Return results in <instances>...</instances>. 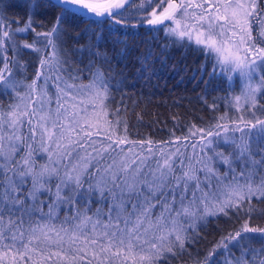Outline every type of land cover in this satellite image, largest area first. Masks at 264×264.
<instances>
[{
  "label": "snow or ice",
  "instance_id": "6c2138e0",
  "mask_svg": "<svg viewBox=\"0 0 264 264\" xmlns=\"http://www.w3.org/2000/svg\"><path fill=\"white\" fill-rule=\"evenodd\" d=\"M126 2H130V0H108L106 5L100 6L85 3V0H52V6L61 9L53 28L48 32H37L36 39L31 44H23L22 48L40 52V49L36 48L35 45L40 39H46V47L51 46L53 52L51 56H46L41 60V68L44 69L46 65H51L52 60L55 59L56 42L61 32L60 25L67 16L81 15L86 11L89 15L111 19L113 23L119 25L128 19L123 14ZM151 2H155V0H150L148 6ZM0 5L3 8L8 7L7 4L3 3V0H0ZM162 6L163 0L158 7ZM27 7L29 9L28 22L23 28L16 29L17 33L35 31L33 27L35 21L32 17L35 14L37 4L33 2ZM196 7L203 8L205 6L196 5ZM212 7L211 4L207 5L209 9ZM236 7L245 9V15L249 18L255 15L257 11L256 0H252L251 12L247 11L245 4H238ZM192 8L193 5L188 0H180L179 3L176 0H169L168 6L159 16L155 15L154 10V18L148 20V25L156 26L165 20H175L177 26L168 29L166 35L175 36L181 41L187 38L190 43L194 41L197 46L203 45L206 54L215 53L216 64L213 66V74H215V68L218 65L221 74H225L231 69L233 72H239L242 77L251 80L252 73L257 68L258 63L264 66V48H258L255 52L252 51L251 47L245 48L246 55L241 57L238 51H232L228 41L223 40L226 35L224 26L229 24L227 16L218 14L213 16L211 12L189 16L188 13ZM139 10H145V6L142 5ZM0 13H2V9H0ZM237 14L235 11L232 13L233 17ZM177 17L180 19H176ZM4 19L5 17L0 14V52H6L4 46L14 35L10 29L5 30L8 25L3 22ZM143 19L146 18H141V22ZM182 21H190L191 27ZM218 27L220 31H217ZM241 42L249 45L253 43L250 31L247 41L242 38ZM13 51L15 52L16 49L13 48ZM248 54H251L253 58L248 59ZM0 59H3V67L0 68V84L7 88L17 87L10 82L12 68L9 67L10 64L15 65L17 63L15 56L9 59L5 55ZM58 64L59 61L53 66V70L61 71ZM40 75L42 72L37 73L38 77ZM56 79L59 80L60 77L57 76ZM28 87L34 91L36 82L34 81ZM71 87L69 86V88ZM80 87L88 89L94 101L99 100L101 102V111L104 112L105 117L110 115L106 111L104 103L108 98L110 84L102 72H95L91 83ZM261 88H264V84L253 87L249 83L246 85L242 96L235 98L236 104L239 106L242 100L245 104L248 101H252L254 104L256 93L261 91ZM93 106L95 107V105ZM33 110H35V105H33ZM62 110H64L63 105L57 109V113L59 114ZM72 115L75 116L78 113ZM115 115L119 116V110ZM22 116L28 117L27 123L30 131L27 135L20 130L24 126ZM220 119L223 120L224 117ZM68 120L67 126L57 121L49 128L47 117L42 116L40 121L33 125L32 115L28 112L21 114V116H17L15 112H10L7 119L0 114V264L4 258L12 253L18 255L20 259H31L28 255L30 252L39 251L43 253L42 248L34 247L40 245L42 241H46L49 246L53 243L61 246L63 244V237L60 236L59 232H56L58 239L52 241V229L47 231L41 229V236L36 234V227H31L30 230L24 228V215L26 214L24 205L26 201L21 199L20 195L21 187L28 177H31L33 181L32 190L29 192V197L33 200L43 190L51 192V188L45 189L46 183L53 178L59 180L56 185V200L50 206L49 215H51L53 208L65 202L69 204L76 202L75 194H83L84 177L91 173L93 164H102L106 157L112 153L122 152L124 147L130 143L126 137L116 136L113 139L115 133L118 132L119 120L114 123L105 120L109 132L108 142L106 144L100 142L99 145L93 140V137H99L102 131L99 121L93 123L86 119L78 121L68 118ZM18 124L20 128H17ZM93 128H95V132L91 130ZM214 128L215 131L209 130L206 134L204 129L198 130L202 148L199 154L195 153L196 145H193V157H186L179 152L174 153L173 156L164 157L163 163L158 162L156 169L150 170L148 173L143 172V165H141L131 178L128 177L127 174L140 161H134L131 165L124 164L123 168L117 171H113V168L116 167L115 161L107 169L98 168L97 174L101 171L105 175L111 172L110 181L102 180L97 185L102 198L105 190L112 194L113 202L108 207L109 222L103 225V232H99L98 230L101 228L100 218L103 215L101 210H97L98 219L96 221H93L92 217L84 216L75 226L74 235L71 237L73 243L83 235L84 243L93 249V258L97 260V264H113L121 256L127 260L129 254L136 253L138 249L143 253L139 257L141 264H153L154 256L160 253L165 243L171 240L173 235L175 236L173 243L178 242L183 248L188 228H191L193 224H189L188 228H185L181 221L191 220L195 222L217 214L227 215L228 210L233 208L239 212L244 204L250 203L252 197L257 194H259V198L264 199V181L255 185L254 178H246L243 173L239 178L233 177L236 183L222 184L221 182L226 177L216 174L215 156H206L203 151V149L211 151V146L221 137L225 143H236L234 139L229 140V132L234 134L235 131H238L241 134V141H244L245 134L248 137L246 142L237 144L240 157L243 158L246 154H250L253 137L258 140L264 139V119L246 122L242 127L240 124H236L234 129L221 124L215 125ZM37 129L40 131L37 132ZM5 131H7V135L4 134ZM57 131L60 132L58 139L56 138ZM29 138L31 143H28ZM187 139L185 137V141ZM22 146L26 147L27 150L25 155L17 161L15 157L22 150ZM89 148L91 151H88ZM38 151L45 152L49 157V163L40 167L39 170H37L38 166L35 163ZM79 152L85 154L79 157L75 165L68 167L72 163L73 157L77 156ZM217 155L222 156V154ZM174 157L180 159L179 166L176 165ZM185 160H187V164H185ZM224 162L230 164L227 158H224ZM254 164H264V159L254 162ZM60 165H63V169ZM201 173L203 179H201ZM214 179L217 181L215 185L212 183ZM239 179H245V183H239ZM68 188H72L74 194L65 197L63 192ZM92 189L93 185L90 184L88 191L91 192ZM117 190H119V203L116 202L118 199ZM129 204L131 205L130 210L127 208ZM156 208H160V213L153 219ZM125 211L127 215L121 217L120 213ZM17 212L21 214L19 218H15ZM114 212L116 213L115 217H113ZM121 222L123 227H121ZM89 224L92 226L90 233ZM63 231L67 233L70 230L64 229ZM150 232L152 233L151 238L148 235ZM255 232L264 234V229L249 227L248 223L245 222L243 228L234 235L230 234L229 237L221 239L220 243L206 257L205 264H211L210 258L216 253L217 248L223 246L227 250L229 242L245 239L246 233ZM97 248L98 251H96ZM61 251H63L62 247ZM167 251H172V248L168 247ZM242 255H246V252ZM51 256H60V253H51L48 259H51ZM61 258L66 259V257ZM83 258L80 256V259ZM235 264H241V261L238 259Z\"/></svg>",
  "mask_w": 264,
  "mask_h": 264
},
{
  "label": "trees",
  "instance_id": "16d2710c",
  "mask_svg": "<svg viewBox=\"0 0 264 264\" xmlns=\"http://www.w3.org/2000/svg\"><path fill=\"white\" fill-rule=\"evenodd\" d=\"M158 1L155 0V3ZM33 2L37 4L32 17L35 21L33 24L35 31L17 33L16 29L23 28L28 22L27 5ZM149 2L143 5L141 0H131L123 13L128 19L119 25L113 23L111 19L83 15L67 16L61 22V32L55 51L62 72L74 82L85 80L97 71L104 74L110 84L108 98L104 102L106 111L110 113L106 120L113 123L120 121L118 132L113 137L127 138L135 154L144 159V173L151 170L149 166L155 165V157L176 146V142L185 137H192L191 134L196 129L212 130L213 126L229 121L230 113L234 111L232 101L240 90L236 74H221L217 67L213 74L216 59L212 54H206L201 46L186 40H174L173 37L164 34L160 26L146 25L144 19L141 22V18H145L149 8L154 5V2H151L148 6ZM3 3L8 5L7 8L0 5L2 9L0 14L5 17L3 22L8 25L5 30L10 29L14 35L5 44L6 52H0V57L6 55L11 59L15 56L17 63L9 65L12 68V76L27 80L36 70L39 54L47 55L51 47H46L45 39H40L35 45L40 52L22 48V45L31 44L36 39L37 32L50 31L61 9L52 6V0H3ZM142 5L145 6V10H139ZM13 48L16 49L15 52ZM2 67L3 59H0V68ZM262 72L264 80V71ZM13 100L11 89L0 84V108ZM256 101L257 104L264 102V88L257 93ZM117 110L118 117L115 115ZM221 117L224 119L221 120ZM105 129L109 135L107 124ZM261 144L257 140L252 142L250 155L260 152V149L264 148ZM23 150L22 146V150L15 157L16 160ZM43 157L37 152L35 163L41 164ZM113 160L115 155L112 153L102 164H95V170L92 169L91 173L84 177L83 194H75L76 202L71 204L65 202L53 208L51 215L50 206L56 200V185L59 180L53 178L46 183L45 189L51 188V192L43 190L33 200L29 197L33 181L28 177L21 187L20 195V198L26 201L24 228L40 227L42 223H46L55 231L61 229L74 231L84 216L92 217L93 221H96L99 209L103 215L98 231L103 232V225L109 222L108 207L113 199L107 190L102 198L97 185L102 180L110 181L111 173L105 175L101 171L97 174V169L109 167ZM256 167L251 176L255 184L259 183L261 172V169L258 170ZM118 169L121 167L116 166L115 171ZM255 170L258 172L255 173ZM90 184L93 185L91 192L88 191ZM73 194L72 188L63 192L65 197ZM117 197L116 202L119 203V190ZM127 208L130 210L131 205H127ZM159 213L160 208H156L153 219ZM20 215V212H17L15 218H19ZM120 215L126 216L127 212ZM115 216L114 212L113 217ZM245 222L249 227L264 229V199L259 198V194L252 197L250 203L246 202L239 212L233 208L228 210L227 215L217 214L195 222L181 221L185 228L193 224L188 228L183 248L178 242L173 243L175 241L173 235L160 253L154 256L153 264H205L206 257L221 239L229 237L230 234L234 235L243 228ZM91 227L89 224V233ZM148 235L151 238L152 233ZM262 236L264 234L259 232L246 233L245 239L229 242L227 250L223 246L217 248L216 253L210 258L211 264H235L238 259L241 264H262L264 261V251H261L264 249ZM51 246L53 247L47 245L45 250L34 246L42 248L43 253L30 252L28 255L31 259H20L14 253L9 254L3 259L2 264H97L93 254L87 250L83 235L75 243L73 241L69 245L63 243L62 246L54 243ZM79 246L87 248L77 249ZM168 247H171L172 251H167ZM56 252L61 253L60 256H51V259H48L51 253ZM139 252L141 251L138 249L136 253ZM245 252L246 255H242ZM80 256L84 258L80 259ZM113 264H141V261H132L131 256L125 260L121 256Z\"/></svg>",
  "mask_w": 264,
  "mask_h": 264
},
{
  "label": "rangeland",
  "instance_id": "374dc122",
  "mask_svg": "<svg viewBox=\"0 0 264 264\" xmlns=\"http://www.w3.org/2000/svg\"><path fill=\"white\" fill-rule=\"evenodd\" d=\"M150 0H141V4H146ZM169 0H163V6L157 8V5L161 4V0L158 2H154V5L149 8V11L145 15L144 21L151 19L153 16V12L155 10V15L158 16L161 13H163L164 8L168 6ZM177 3L180 2V0H176ZM193 5L192 10L188 13L189 16L192 15H199L211 12L213 16L215 15H221V16H227L229 19V24H226L224 26V31L226 32V35L223 37V40H226L229 42V46L232 48L233 52L238 51L239 55L241 57H244L246 55L244 49L251 47L252 51L255 52L258 48H264V0H256V8L257 11L255 12V15H253L251 18H249L247 15H245V9H239L236 6L238 4H245L247 5V11H252V0H188ZM213 5L211 9L207 8V5ZM196 5H203L205 7L203 8H197ZM162 8V10H160ZM160 10V11H159ZM237 12L238 14L233 17L232 13ZM183 15V14H182ZM176 19H180V17H177ZM182 23H188V26L191 27L190 21H182ZM234 25V27H233ZM160 26L164 34H166V31L171 28H175L176 22L175 20H165L160 25H156L155 27ZM217 31H220V28H217ZM249 31L253 40V43L249 45L248 43H242V38L244 41H247L249 36ZM168 36V35H167ZM173 37L174 40H178L175 36H168ZM184 40L188 41L187 38ZM46 43L47 40L45 39ZM180 41V40H179ZM194 43V41L192 42ZM195 44V43H194ZM196 45V44H195ZM201 48H204L203 45H200ZM40 47V46H39ZM51 47V46H50ZM37 48V47H36ZM53 52V49L49 50L47 52V55L43 56L39 54L37 60H36V70L32 77H30L27 80L17 79L15 77H11V83L17 85L15 88H10L14 95V100L6 105L5 107L2 106L0 108V114L3 115L5 119L8 118V114L10 112H15L17 116H21V114L28 112L32 115V124L36 125L38 121H40V118L47 117L48 118V127L51 128L52 124L54 122L59 121L62 125L67 126L68 125V118H71L72 120H89L93 123H96L99 121L102 131L100 133L99 137H93V140L97 142L99 145L100 142L107 143V136L106 133V117L104 115V112L101 111V102L99 100H93V96L86 88H81L80 86L89 85L93 79V74L90 75L87 79L82 81L74 82L72 81L66 74H64L61 71H55L53 70V66L56 65L57 59L55 56V59L52 60L51 65H46L44 69L41 68V60L44 59L46 56H51ZM212 55L216 59V54L212 53ZM253 56L251 54H248V59H252ZM59 67V65H58ZM217 68L219 66L217 65ZM59 69H61L59 67ZM262 71H264V66L259 65L255 69V71L252 73V79L249 80L246 77H242L239 72H233L231 69L228 70L227 73L230 75L236 74L239 78V85L240 90L235 95L232 104L234 111H231L230 113V120L224 121L221 123V125H227L230 128L234 129L236 124H240L241 127L246 122H254L256 119H264V102H258L256 101L255 96V103L253 104L252 101H248L246 104L242 100L241 104L238 106L236 104L235 98L238 96H242V93L245 90L246 85L251 83L253 87L259 86L264 84V80L262 79ZM38 72H42V75L39 77L37 76ZM59 76L60 79L57 80L56 77ZM36 82V89L33 91L28 86L32 85L33 82ZM69 86H72L69 88ZM258 93V92H257ZM256 93V95H257ZM33 105H35V110H33ZM63 105L64 110L60 111L59 114L57 113V109ZM95 105V107L93 106ZM73 113H78V115L73 116ZM22 119L24 120V126L22 129H20L25 135H27L30 131V128L28 126V117L22 116ZM17 128H20V125H17ZM93 132H95V128L91 129ZM199 129H196L194 131L195 135H192V137H189L187 141L185 139L180 140L179 142H176V146L171 147L169 150H165L159 157H155V165L149 166L151 170H155L157 167V163H163L164 157L166 156H173L174 153H181L186 157H193V145H196L195 147V153L199 154L202 151L201 145H200V133L198 131ZM205 134L207 131L211 130V128H205ZM213 131L216 129L213 126ZM40 129H37V132H39ZM7 135V131L4 133ZM67 134V133H65ZM60 135V132L57 131L56 138L58 139ZM113 139H115L113 137ZM235 140L236 143H225L223 137L216 143H214L211 146V151H208L207 149H203L206 156H215V169L216 174L221 177H226L221 183L222 184H229V183H236L235 180H233V177L239 178L241 176V173L244 174L246 178H251L252 172L254 168L261 169V172L259 173V183L255 185H259L262 181H264V164H254V162H259L262 159H264V148L260 149V152L258 151L257 154L250 155L246 154L243 158L240 157V152L237 149V144L241 142H246L248 137L245 134L244 141H241V134L238 131L229 132V140ZM258 141L261 144V147L264 146V139H257L253 137L252 142ZM28 143H31V139L29 138ZM132 144L129 143V145L125 146L122 152H118L117 154L113 153L115 155V165L123 168L124 164L131 165L134 161H140L136 165V167L132 168L131 172H129L127 175L129 178H131L132 175H134L137 171V168H140L141 165H143V158L140 155L135 154L134 149L131 147ZM181 146V147H180ZM24 147V146H23ZM180 147V148H179ZM53 149L55 150V144L53 143ZM26 147H24V150L21 152L20 157L17 161L21 159L25 155ZM88 151H91V148L88 149ZM43 155V161L41 164L37 165V170H39L40 167L45 166L49 163V157L48 155L43 151H38V155ZM84 152H79L77 156L73 157L72 163L68 165V167H72L76 164L77 160L80 156H83ZM217 154H222L217 155ZM123 156V157H122ZM224 158H227L230 161L229 163L224 162ZM175 163L177 166L180 164V159L175 158ZM112 162V164H113ZM67 163V161H65ZM185 164H187V160H185ZM94 165H92L93 171L95 170ZM61 169H63V165H60ZM199 167V165H197ZM108 168V167H107ZM105 168V169H107ZM116 170V167L113 168V171ZM149 170V169H148ZM258 172V171H257ZM255 170V173H257ZM111 172H109L110 174ZM201 179H203V174L201 173ZM99 179V178H98ZM213 185L217 183V181L214 179L212 181ZM239 183L244 184L245 179H239ZM191 194L189 193V196ZM46 226V227H45ZM31 227L28 229L30 230ZM37 228V235L42 236L41 229L44 231H47L48 229H52L51 226H47L46 223H42V226L36 227ZM53 230V229H52ZM61 230H53L51 239L52 241H56L58 237L56 236V232L60 233V236L63 237V243L64 245H69L72 243L71 237L74 235V231H68L65 233ZM78 234V233H75ZM54 244V243H53ZM56 244V243H55ZM48 243L46 241H42L39 247H42L44 250L47 249ZM77 245H75L76 247ZM53 246H50L52 248ZM81 248H87L84 246H79L77 249ZM90 254H93V249L91 247H88L87 249ZM61 254V253H60ZM142 252L129 254V256L132 257V261H140V255H142ZM68 260V258H66ZM71 260V259H69Z\"/></svg>",
  "mask_w": 264,
  "mask_h": 264
},
{
  "label": "water",
  "instance_id": "95a60500",
  "mask_svg": "<svg viewBox=\"0 0 264 264\" xmlns=\"http://www.w3.org/2000/svg\"><path fill=\"white\" fill-rule=\"evenodd\" d=\"M108 2V0H97V1H92V0H85V3H90V4H93V5H100V6H103V5H106V3ZM129 2H126V5L128 4ZM125 5V6H126ZM83 16H86V17H90V18H103V17H97L95 15H89L86 11L81 14ZM159 16V15H158ZM154 17H152L151 19H153ZM145 24H148V20L144 22Z\"/></svg>",
  "mask_w": 264,
  "mask_h": 264
},
{
  "label": "bare ground",
  "instance_id": "6f19581e",
  "mask_svg": "<svg viewBox=\"0 0 264 264\" xmlns=\"http://www.w3.org/2000/svg\"><path fill=\"white\" fill-rule=\"evenodd\" d=\"M92 1H97V0H92ZM131 1V0H130ZM146 25H148V24H146ZM150 26V25H149Z\"/></svg>",
  "mask_w": 264,
  "mask_h": 264
}]
</instances>
